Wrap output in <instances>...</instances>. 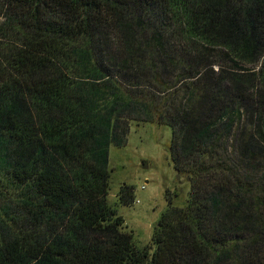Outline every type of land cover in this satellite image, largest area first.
Here are the masks:
<instances>
[{
	"label": "trees",
	"instance_id": "trees-1",
	"mask_svg": "<svg viewBox=\"0 0 264 264\" xmlns=\"http://www.w3.org/2000/svg\"><path fill=\"white\" fill-rule=\"evenodd\" d=\"M131 120L190 183L145 248ZM0 264H264V0H0Z\"/></svg>",
	"mask_w": 264,
	"mask_h": 264
},
{
	"label": "rangeland",
	"instance_id": "rangeland-1",
	"mask_svg": "<svg viewBox=\"0 0 264 264\" xmlns=\"http://www.w3.org/2000/svg\"><path fill=\"white\" fill-rule=\"evenodd\" d=\"M171 138L167 126L131 120L126 144L110 147L108 201L124 219L126 231L134 233L138 247L151 246L154 227L168 208V196L177 206H183L188 197L190 183L178 175L171 159ZM123 185L135 188L131 205L120 203Z\"/></svg>",
	"mask_w": 264,
	"mask_h": 264
},
{
	"label": "water",
	"instance_id": "water-1",
	"mask_svg": "<svg viewBox=\"0 0 264 264\" xmlns=\"http://www.w3.org/2000/svg\"><path fill=\"white\" fill-rule=\"evenodd\" d=\"M146 167H147V165H146Z\"/></svg>",
	"mask_w": 264,
	"mask_h": 264
}]
</instances>
